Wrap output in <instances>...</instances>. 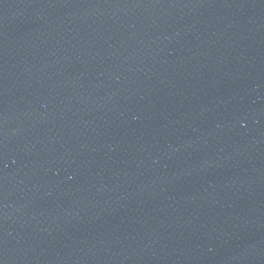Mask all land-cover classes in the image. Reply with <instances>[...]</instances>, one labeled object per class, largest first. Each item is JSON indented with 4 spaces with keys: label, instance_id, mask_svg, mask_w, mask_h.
<instances>
[{
    "label": "water",
    "instance_id": "1",
    "mask_svg": "<svg viewBox=\"0 0 264 264\" xmlns=\"http://www.w3.org/2000/svg\"><path fill=\"white\" fill-rule=\"evenodd\" d=\"M0 264H264V0H0Z\"/></svg>",
    "mask_w": 264,
    "mask_h": 264
}]
</instances>
